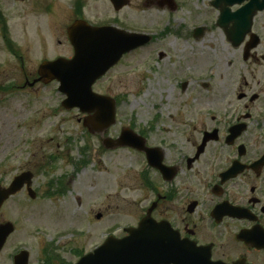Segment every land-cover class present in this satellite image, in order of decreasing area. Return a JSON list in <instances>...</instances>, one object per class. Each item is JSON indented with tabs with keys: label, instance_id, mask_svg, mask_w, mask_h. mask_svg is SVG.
<instances>
[{
	"label": "flooded vegetation",
	"instance_id": "1",
	"mask_svg": "<svg viewBox=\"0 0 264 264\" xmlns=\"http://www.w3.org/2000/svg\"><path fill=\"white\" fill-rule=\"evenodd\" d=\"M250 2L70 0L65 5V0H0V52L19 57L20 69L26 68L21 49L13 38L12 27L16 21L28 27L43 25L49 16L56 21H65L68 42L67 27L74 23L96 28L113 27L150 37L145 44L128 54L145 52L167 34L176 37L186 34L197 41L211 31H220L233 53L252 67L248 69V79L238 83L239 89L222 98H212L203 93L210 88V81L193 76L192 72L186 73L185 69L182 73L175 70V83L171 88L174 99L184 94V104L190 114L191 108L198 107L192 115L194 120L210 119L213 124L205 128L178 130L169 138L161 135L158 142H150V132L137 131L145 139L147 147L158 150L154 156L148 157L143 150L124 147L140 157L135 177L126 178L128 190L135 192L137 197L130 223L119 228L114 236L126 237L128 230L137 228L140 223H152L157 233L164 232L163 239H167L165 245L170 249V257H160L158 264H264V10L256 12L246 33L245 27L234 26L233 22L227 24V29L233 25L239 34L237 45L229 41L226 29L219 25L221 8L232 14ZM186 10L195 12L199 19L193 25L190 24L191 18L187 22L176 17V14ZM23 41L26 50H29V41ZM71 49L73 55L75 49ZM128 54L113 68L122 64ZM157 55L156 59L151 58L153 64L164 57L162 51H158ZM0 69L6 67L0 66ZM36 74L29 80L24 73V87L36 85L30 82L37 77ZM213 101L215 108H203ZM234 101L237 102L235 105ZM206 134L211 135L204 141ZM49 159L56 158L50 156ZM155 163L160 166H153ZM130 173L128 171L127 175ZM14 178L8 181L0 177V187L7 188ZM61 185L59 179L55 183L50 180L45 197L60 192ZM31 188L35 191V198L36 190L32 184ZM22 190L32 198L27 184ZM16 195L18 193L6 198L0 207V225L11 223L14 228L6 237L0 253L18 227L16 220L4 217L5 208ZM97 215L101 219L102 214ZM93 221L88 216L89 228L95 223ZM58 232L53 237L44 235L42 256L36 264H75L101 245L107 236L113 235L111 231L107 232L98 245L85 247L79 246V234ZM87 234L90 240L92 233L89 231ZM22 250L29 252L24 247L11 253L8 251L3 264H15V256ZM26 264H31L30 252Z\"/></svg>",
	"mask_w": 264,
	"mask_h": 264
},
{
	"label": "rangeland",
	"instance_id": "2",
	"mask_svg": "<svg viewBox=\"0 0 264 264\" xmlns=\"http://www.w3.org/2000/svg\"><path fill=\"white\" fill-rule=\"evenodd\" d=\"M66 2L70 0H65V5ZM176 17L187 22L191 18V25L199 20L195 12L188 10ZM66 26L65 21L50 16L43 25L28 27L15 22L12 35L26 69H20L19 57L0 52V66L6 67L0 69V177L10 181L30 171L34 173L32 187L36 190L34 199L24 190L18 192L5 208L4 217L16 220L18 227L0 253V264L8 251L21 247L29 250L31 264H36L42 256L44 235L53 237L58 231L79 234V246L98 245L105 233L111 231L115 235L130 223L134 211L137 195L128 190L126 178L135 177L139 155L125 148L103 149L102 136L91 135L82 125L85 115L77 109L61 107L64 96L57 90L56 82H36L33 87H24V73L31 80L42 59L72 55ZM23 40L29 41V50ZM158 51L164 57L153 64ZM251 68L233 53L220 31H211L197 41L186 34H167L145 52L126 55L122 64L94 85L95 92L117 100L116 123L107 135H116L123 127H129L150 132V142H158L161 135L169 138L188 127L210 126V119L194 120L192 115L198 107L191 108L190 114L184 94L174 99L171 88L175 70L182 73L185 69L186 73L210 81V88L203 93L222 98L239 89L238 83L248 79ZM215 107V101L203 106ZM157 116L160 117L156 119ZM50 156L56 159H49ZM58 179L62 183L60 192L45 197L48 182ZM98 213L102 214L101 219L95 216ZM88 216L95 220L90 228Z\"/></svg>",
	"mask_w": 264,
	"mask_h": 264
},
{
	"label": "water",
	"instance_id": "3",
	"mask_svg": "<svg viewBox=\"0 0 264 264\" xmlns=\"http://www.w3.org/2000/svg\"><path fill=\"white\" fill-rule=\"evenodd\" d=\"M220 10L219 25L226 29L229 41L237 45L240 42L239 34L233 25L227 29V24L233 22L234 26L245 27V33L248 32L253 16L258 10H264V0H251L245 8L232 14L225 9ZM67 32L75 49L74 56L71 59L60 57L43 61L37 69L38 78L34 82H58V91L65 96L62 106L67 110L77 108L85 114L83 126L91 133L103 134L115 123L116 101L110 96L94 92L92 86L124 53L143 45L149 37L113 27L93 28L77 23L69 26ZM210 135L206 134L204 141ZM102 145L107 149L131 147L143 150L148 157L158 154V150L148 148L145 139L129 128L122 129L115 139L103 138ZM153 166L160 165L155 163ZM30 176L29 173H22L14 178L8 188L0 187V206L24 183L30 185ZM154 227L152 223L142 222L137 228L128 230L127 237L118 239L109 236L102 245L83 256L76 264H158L160 257H170V249L165 245L167 239H163L164 232L161 230L157 233ZM12 231L11 223L0 225V248ZM27 254H18L15 264H26Z\"/></svg>",
	"mask_w": 264,
	"mask_h": 264
}]
</instances>
